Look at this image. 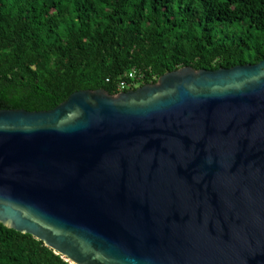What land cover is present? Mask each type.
Wrapping results in <instances>:
<instances>
[{"label": "water", "instance_id": "water-1", "mask_svg": "<svg viewBox=\"0 0 264 264\" xmlns=\"http://www.w3.org/2000/svg\"><path fill=\"white\" fill-rule=\"evenodd\" d=\"M0 223L71 264H264V59L1 110Z\"/></svg>", "mask_w": 264, "mask_h": 264}, {"label": "trees", "instance_id": "trees-1", "mask_svg": "<svg viewBox=\"0 0 264 264\" xmlns=\"http://www.w3.org/2000/svg\"><path fill=\"white\" fill-rule=\"evenodd\" d=\"M263 59L264 0H0V111ZM0 264L71 263L0 223Z\"/></svg>", "mask_w": 264, "mask_h": 264}, {"label": "built area", "instance_id": "built-area-1", "mask_svg": "<svg viewBox=\"0 0 264 264\" xmlns=\"http://www.w3.org/2000/svg\"><path fill=\"white\" fill-rule=\"evenodd\" d=\"M129 87L130 86L125 81L121 82L120 85H119V88L121 90H124V89L129 88Z\"/></svg>", "mask_w": 264, "mask_h": 264}, {"label": "rangeland", "instance_id": "rangeland-1", "mask_svg": "<svg viewBox=\"0 0 264 264\" xmlns=\"http://www.w3.org/2000/svg\"><path fill=\"white\" fill-rule=\"evenodd\" d=\"M138 87H139V86H138ZM138 87H137V88H138Z\"/></svg>", "mask_w": 264, "mask_h": 264}]
</instances>
